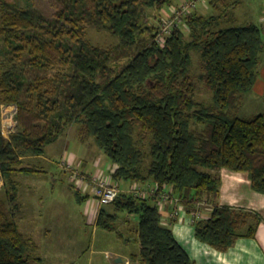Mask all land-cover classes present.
I'll use <instances>...</instances> for the list:
<instances>
[{
	"label": "trees",
	"instance_id": "trees-1",
	"mask_svg": "<svg viewBox=\"0 0 264 264\" xmlns=\"http://www.w3.org/2000/svg\"><path fill=\"white\" fill-rule=\"evenodd\" d=\"M208 4L216 14H199L196 6L161 45L159 14L180 6L172 0H47L43 6L0 0V119L2 107L16 108L14 132L6 138L0 128V264H44L17 222L16 178L41 173L23 166V158L42 155L72 125L110 160L114 181L153 182L157 194L168 188L188 212L210 205L209 216L193 222L199 241L226 251L254 235L256 214L216 200L222 169L246 173L251 189L264 194V114H231L256 80L262 28L235 23L239 0ZM150 11L158 12L155 27L147 24ZM89 28L107 31L118 44L92 45ZM194 51L210 106L195 100ZM75 194L79 203L88 198ZM157 194L121 192L112 212L99 210L96 227L136 244L128 256L135 264H194L163 225ZM131 217L136 226L127 236L117 224L131 225Z\"/></svg>",
	"mask_w": 264,
	"mask_h": 264
},
{
	"label": "rangeland",
	"instance_id": "rangeland-1",
	"mask_svg": "<svg viewBox=\"0 0 264 264\" xmlns=\"http://www.w3.org/2000/svg\"><path fill=\"white\" fill-rule=\"evenodd\" d=\"M9 1L12 2V0ZM25 1L27 0H20L22 6H25ZM28 1L39 6H43L44 3L47 2V0ZM186 1L187 0H172V5H180ZM202 1H205L204 7L200 6ZM234 1L237 0H227V2L231 4L234 3ZM239 1L241 2L242 7L239 8V5H237L236 9L234 8L232 10V12H236V24L241 25L246 23H256L260 25L261 18L264 19V0ZM170 9L171 7L165 6L162 11V15L160 16L159 14V17L161 19H165L168 16V11ZM196 11L203 15H209L217 12L210 7L208 0H200ZM157 13V11H150L148 13L149 18L147 24L149 26L155 27L158 19H154L153 16L157 15ZM226 25L227 24H225V26ZM179 27H182V24L179 25ZM87 39L92 45L105 49L115 47L118 44L117 39L107 31H98L92 28H89L87 31ZM191 59V74L196 87L195 100L210 106L212 105V93L206 90L201 80L202 69L199 54L195 51L192 52ZM1 61H3V56L0 52V62ZM263 104V99L262 101L260 99L252 100L251 97L249 98V96H247L237 111H232L231 114L237 117H251L253 115V112L251 111H253V109L261 108ZM13 115L14 107L12 106H6V108L1 111L0 128L1 130H4L3 133L6 138L9 135L5 128L7 124L6 122L12 121L13 124H16L15 120H12ZM79 128V125L70 126L65 133L51 145L55 147H49L51 149L56 148V151L49 156L52 161L45 162L42 160L40 163V160L38 161L36 158H23V166L40 168V164H42L46 173L33 174L29 176L18 175L16 178L19 183L17 190L18 199L15 202L18 207L16 209L17 222L19 223V227L22 232L27 230L34 235L36 233L34 232V227L37 226V224H34L35 226H31L33 224L30 223V219H28L30 215L28 216L27 214H30L31 210H33V212H37L39 223L41 224L38 228L41 229L35 234V239L39 245V252L37 253L38 255H41L40 257L44 264H106L107 259L109 258L106 259L105 253L107 251L112 253L123 244V241L117 237L115 232H110L96 227V220H92L91 215V207H94L93 203L96 204V200L93 195H90L91 198H89V202L87 200L84 204L78 203L75 191L70 186L71 181L69 180L67 174L64 173V171L58 166L59 161L63 159L59 155L61 151L60 148L64 146L68 147L66 148L67 154L65 155L67 157L69 154H72L78 159L79 156L83 155V150H86L85 153H87V155L99 152L103 158H106L105 155L97 148L93 138L83 135L82 138L84 142L81 141L82 139L79 135ZM79 162L80 161L78 159L76 163ZM76 163H74L75 166ZM95 175L97 174L87 176L92 177ZM129 185L130 182L128 181H120L118 183L121 190L127 189ZM3 186L4 180L0 175V191L3 190ZM81 189L88 190L89 186L82 184ZM122 193L126 192L122 191ZM29 196L32 200L28 209L23 205V201ZM150 202L153 203V201ZM206 204L201 203L200 208H207V206H205ZM102 208H105L110 212L113 211L111 204ZM120 215L126 216L125 214ZM130 219L131 225L122 221H119L117 224L118 231L127 236H132L136 226L134 218L131 217ZM50 223L54 225V228L52 229L53 232H45L44 226L48 225L47 227H50ZM125 249L128 251H137L138 247L136 244L131 243ZM132 264L135 263L132 262Z\"/></svg>",
	"mask_w": 264,
	"mask_h": 264
},
{
	"label": "crops",
	"instance_id": "crops-1",
	"mask_svg": "<svg viewBox=\"0 0 264 264\" xmlns=\"http://www.w3.org/2000/svg\"><path fill=\"white\" fill-rule=\"evenodd\" d=\"M201 3L202 4H200V6L204 7L205 1H202ZM240 7H242L241 2L239 4V8ZM233 16L236 21L237 17H236V12L234 13V11H233ZM260 26L262 28V38L264 43V19L262 18H261ZM244 96L241 105L247 96H249V98L251 97L252 100L260 99L262 101L263 99L264 101V50L260 56V63L257 68L256 80L251 90L248 93L244 94ZM251 112H253V115L264 114V104L261 106V108L253 109V111ZM81 139L80 140L84 142L82 137ZM51 145L45 148V151L42 155L36 157H29V158L31 159L36 158L38 161L40 160L39 161L40 163L42 160L45 162L52 161V159L49 156L56 151V148H53L54 150L49 148V147H55ZM66 148L68 147L64 146L60 148L61 151L59 155L62 158L67 157L65 156L67 154ZM85 152L86 150H83V155L78 157L80 161L79 163H76L78 159L77 157H75V155L69 154L68 157L70 160L76 163V166L80 169V171L86 175H92V174L110 175L112 170V166H111L112 164L107 157L103 158L99 154V152L98 153L95 152L92 155H87V153ZM40 165H41L40 166L41 173L39 174L46 173L43 165L42 164ZM219 176L221 183L219 187L218 198L216 200L217 204L221 206H229L235 209H242L256 214L260 220L255 228V232L253 236L238 238L233 243V245L226 251L216 250L213 247L209 246L208 244L199 241L195 237L194 226L192 223V212H188V210L183 205L176 206V204H166L162 212L163 225L169 227L172 230L175 239L187 251L190 259L193 261L194 264H264V194L257 193L251 189V184L248 175L244 172H232L227 169H222L219 171ZM133 184L134 183L130 182L129 187L122 191L127 193L129 188ZM70 186L75 191L76 188L73 187L72 184ZM79 192L82 193L83 197L85 196L88 197L85 201H83V204L86 203L87 200L89 202V198H91L90 195H92L90 190L89 189L79 190ZM94 199L96 200L95 197ZM31 200L32 199H30L29 196L27 199L23 201L24 203L23 205L25 206V208L27 207L29 209ZM95 205L96 204L93 203L94 207ZM205 206H207V208L205 209L198 208L196 210L202 214L203 218L208 217L211 211L210 205L206 204ZM94 207H91L92 220L93 219L96 220L97 217V212L96 209H94ZM176 210H178V213L175 216H172L171 214ZM27 215L28 216L30 215L28 219H30V223L33 224L31 226H35L37 224V226L34 227V232L37 233L41 229L38 228L41 226V224L39 223L37 212H33V210H31V213L30 214L28 213ZM47 226L48 225L44 226L45 232L47 231L53 232L52 229L54 228V225L50 223V227ZM23 232L25 235L31 237L36 242L37 246H39L37 240L35 239L36 233L32 235L30 231L26 230ZM129 245L130 244L123 242V244L120 245V247L117 250L110 253L111 258L109 259L106 258L107 259L106 264H126V260L129 259L128 257L129 254L131 252H136L132 250L131 251L126 250L125 248H127ZM37 252H39V249L37 250ZM38 256L40 257L41 255L39 254ZM120 258L121 261H119Z\"/></svg>",
	"mask_w": 264,
	"mask_h": 264
},
{
	"label": "built area",
	"instance_id": "built-area-1",
	"mask_svg": "<svg viewBox=\"0 0 264 264\" xmlns=\"http://www.w3.org/2000/svg\"><path fill=\"white\" fill-rule=\"evenodd\" d=\"M199 1L200 0H188L179 7H171L168 11V16L165 19H161L159 23V32L157 34L156 41L162 45L165 38L171 33L174 27H179L181 24L183 25L184 18L199 4ZM12 107H14L15 114L16 108L15 106ZM4 108L6 107H2L1 110L3 111ZM12 120H14V115ZM6 123L5 128L10 135L15 130V124H13L12 121ZM3 131L4 130H2V134L4 135ZM58 166L64 171V173L67 174L69 180L76 189L82 190V184L89 186L91 194L96 198L95 209L97 214L102 207L112 204L122 192L118 183L113 180L111 173L110 175L97 174L95 176L88 177L74 165L72 160L67 157L61 159ZM158 188V185L153 182L134 183L127 192L139 198H149L157 194ZM157 197L158 199L155 200V204L159 208L160 212H163L166 204H176V206L182 205L179 198L174 196L168 188H164L162 192H159ZM197 206L200 208L201 203H198ZM177 213L178 210L173 212L171 215L175 216ZM199 218H203L199 211L192 213V223ZM105 256L106 258H111V254L108 252L105 253ZM126 264H132L131 260L127 259Z\"/></svg>",
	"mask_w": 264,
	"mask_h": 264
},
{
	"label": "water",
	"instance_id": "water-1",
	"mask_svg": "<svg viewBox=\"0 0 264 264\" xmlns=\"http://www.w3.org/2000/svg\"><path fill=\"white\" fill-rule=\"evenodd\" d=\"M119 261H121V258L119 259Z\"/></svg>",
	"mask_w": 264,
	"mask_h": 264
}]
</instances>
